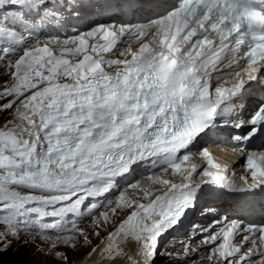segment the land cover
Returning a JSON list of instances; mask_svg holds the SVG:
<instances>
[{"label":"snow or ice","instance_id":"6c2138e0","mask_svg":"<svg viewBox=\"0 0 264 264\" xmlns=\"http://www.w3.org/2000/svg\"><path fill=\"white\" fill-rule=\"evenodd\" d=\"M135 2V21L61 37L44 30L83 3L0 0V264L37 238L59 264L82 247L112 264H264V222L210 207L182 252L159 251L206 191L264 193V150L247 147L264 138V99L241 118L245 92L264 89V0ZM229 127L239 182L201 143Z\"/></svg>","mask_w":264,"mask_h":264},{"label":"bare ground","instance_id":"6f19581e","mask_svg":"<svg viewBox=\"0 0 264 264\" xmlns=\"http://www.w3.org/2000/svg\"><path fill=\"white\" fill-rule=\"evenodd\" d=\"M2 83H3V80L0 79V84H2ZM223 153H224V155H227V152H223ZM231 167H233L236 172L241 171L240 166L237 165V164H234ZM86 223H87V221H86ZM117 223H118V221H117ZM82 226H85V225H82ZM115 226L116 225L114 224L113 227L110 228L108 231H114ZM107 232L105 234L101 235V237L98 238V240L95 241V243L91 247L101 246L102 241H104V238L107 235ZM167 234L171 235L172 237L169 238L165 242L166 244L164 243L162 245L163 251L167 250V251L173 252L174 254L175 253L182 252V250H183L182 244H178V243H179V241L181 239H183V238L187 239L188 238V236L190 234L189 228L183 229V230H180V231H178L177 229H173V230L169 231ZM25 235H28V234H25ZM45 243H47V242L46 241H43L42 238H37V240L32 245H30V246H35V247L40 246V247H43ZM173 245H174V247H173ZM168 246H170V247H168ZM193 246H195V244H193ZM61 249H62V247H61ZM81 249L82 248L77 249V250H72L71 252H69L70 250L69 251L67 250L68 253H69V255L71 256V259L75 260V262L73 264H112L111 261H107V260L102 259L99 253H96L94 256H92L91 258H89L87 256V253L91 250V248H89V250L87 251V253H85L84 255H82L81 258H79V257L76 258V256L81 252ZM132 250L133 249L131 247H126V251L131 252ZM59 251H65V250L63 249V250H59ZM43 255H44V257H43L44 259L41 258V259H43V260H41L43 262V264H55V262L57 261L55 258H50L46 254H43ZM159 256L157 255V257H159ZM155 259H157V258L155 257ZM161 262H163L164 264H173V263H176L174 258L170 259L168 257L164 258ZM115 264H127V261H126V259L125 260H117L115 262ZM158 264H161V263L159 262ZM200 264H207V261H202V262H200Z\"/></svg>","mask_w":264,"mask_h":264},{"label":"rangeland","instance_id":"374dc122","mask_svg":"<svg viewBox=\"0 0 264 264\" xmlns=\"http://www.w3.org/2000/svg\"><path fill=\"white\" fill-rule=\"evenodd\" d=\"M8 113H4V114H0V122L3 121V119L7 118ZM114 225V224H113ZM113 225L108 226L107 229H102L101 230V235L105 234L110 228L113 227ZM100 235V237H101ZM99 237V238H100ZM24 237L22 236L21 239H23ZM171 238V236L169 235L168 237L165 236L161 239L160 244H159V251L160 252H164L162 245L169 239ZM98 238L96 237H92V245L95 243V241H97ZM181 240L179 241L178 244L180 243ZM166 244V243H165ZM91 245V246H92ZM172 245V244H171ZM170 245V246H171ZM168 246V247H170ZM33 247V248H32ZM35 246H29V247H19L16 244L13 245L12 249L10 251H8L4 256H3V261L10 264H43V262L41 260H43L44 255L43 254H38L35 251ZM90 247H82L81 252L76 256V258H81L82 255H84L85 253H87V251L89 250ZM34 249V250H33ZM66 250L65 248L62 247V249L60 248L59 250ZM173 249V248H172ZM69 251V250H68ZM72 250H70L69 252H71ZM183 251V250H182ZM35 255V256H34ZM69 255V253H68ZM159 256V255H158ZM37 257V258H36ZM70 259L71 256L69 255ZM43 258V259H41ZM46 258V257H45ZM157 259H155V264H158L159 262L161 264H164L163 262H161L164 258L163 256H159L157 257ZM33 259V260H32ZM73 261V262H72ZM75 262V260L71 259L69 260V264H73ZM55 264H59L58 261L55 262ZM176 264V263H173Z\"/></svg>","mask_w":264,"mask_h":264},{"label":"trees","instance_id":"16d2710c","mask_svg":"<svg viewBox=\"0 0 264 264\" xmlns=\"http://www.w3.org/2000/svg\"><path fill=\"white\" fill-rule=\"evenodd\" d=\"M7 264H10V263H7Z\"/></svg>","mask_w":264,"mask_h":264}]
</instances>
